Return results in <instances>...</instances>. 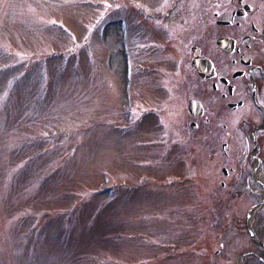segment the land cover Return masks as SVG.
Instances as JSON below:
<instances>
[{
	"label": "rangeland",
	"instance_id": "obj_1",
	"mask_svg": "<svg viewBox=\"0 0 264 264\" xmlns=\"http://www.w3.org/2000/svg\"><path fill=\"white\" fill-rule=\"evenodd\" d=\"M125 7L0 0V264L193 263L188 237L243 234V191L204 200L199 178L142 165L136 129L126 139L138 78ZM251 225L264 232V208Z\"/></svg>",
	"mask_w": 264,
	"mask_h": 264
},
{
	"label": "flooded vegetation",
	"instance_id": "obj_2",
	"mask_svg": "<svg viewBox=\"0 0 264 264\" xmlns=\"http://www.w3.org/2000/svg\"><path fill=\"white\" fill-rule=\"evenodd\" d=\"M125 3L138 80L123 125L126 139L136 129L137 158L161 175L199 178L204 200L243 191L249 201L243 234L188 237L184 256H200L178 264H264V232L247 227L264 201V0ZM175 162L182 175L168 168Z\"/></svg>",
	"mask_w": 264,
	"mask_h": 264
},
{
	"label": "water",
	"instance_id": "obj_3",
	"mask_svg": "<svg viewBox=\"0 0 264 264\" xmlns=\"http://www.w3.org/2000/svg\"><path fill=\"white\" fill-rule=\"evenodd\" d=\"M263 204H264V201H261L260 204H257V205H255V206L251 207V209H250V211H249V215L252 216L253 213L255 212V210H256L257 208L261 207ZM259 205H260V206H259ZM248 231H249L250 234H252V235L254 236V232L252 231L250 225H248ZM254 237H255V236H254Z\"/></svg>",
	"mask_w": 264,
	"mask_h": 264
}]
</instances>
